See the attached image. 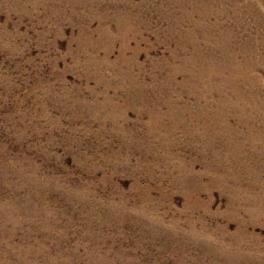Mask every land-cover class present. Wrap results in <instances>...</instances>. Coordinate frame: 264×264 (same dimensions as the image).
<instances>
[{
    "label": "rangeland",
    "instance_id": "374dc122",
    "mask_svg": "<svg viewBox=\"0 0 264 264\" xmlns=\"http://www.w3.org/2000/svg\"><path fill=\"white\" fill-rule=\"evenodd\" d=\"M0 264H264V0H0Z\"/></svg>",
    "mask_w": 264,
    "mask_h": 264
}]
</instances>
